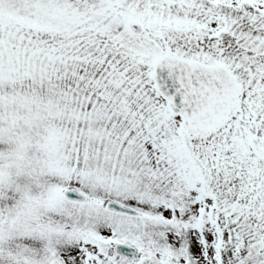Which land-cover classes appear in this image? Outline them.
<instances>
[{"label": "snow or ice", "instance_id": "snow-or-ice-1", "mask_svg": "<svg viewBox=\"0 0 264 264\" xmlns=\"http://www.w3.org/2000/svg\"><path fill=\"white\" fill-rule=\"evenodd\" d=\"M0 264H264V0H0Z\"/></svg>", "mask_w": 264, "mask_h": 264}]
</instances>
